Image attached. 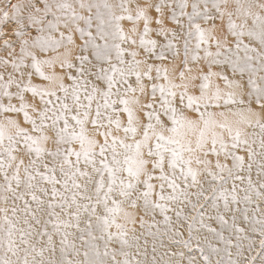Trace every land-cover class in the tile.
I'll use <instances>...</instances> for the list:
<instances>
[{"label":"snow or ice","instance_id":"1","mask_svg":"<svg viewBox=\"0 0 264 264\" xmlns=\"http://www.w3.org/2000/svg\"><path fill=\"white\" fill-rule=\"evenodd\" d=\"M0 264H264V0H0Z\"/></svg>","mask_w":264,"mask_h":264}]
</instances>
